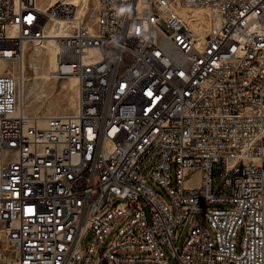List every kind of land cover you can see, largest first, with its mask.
<instances>
[{
  "label": "built area",
  "instance_id": "1",
  "mask_svg": "<svg viewBox=\"0 0 264 264\" xmlns=\"http://www.w3.org/2000/svg\"><path fill=\"white\" fill-rule=\"evenodd\" d=\"M77 8L0 0V264H264V0ZM60 21L76 106L30 116L2 63Z\"/></svg>",
  "mask_w": 264,
  "mask_h": 264
},
{
  "label": "bare ground",
  "instance_id": "2",
  "mask_svg": "<svg viewBox=\"0 0 264 264\" xmlns=\"http://www.w3.org/2000/svg\"><path fill=\"white\" fill-rule=\"evenodd\" d=\"M60 1H66L68 3L76 5L78 7L77 11L79 16L86 17L88 14H91L90 0H51L49 2V5H54ZM38 7L42 8L41 6ZM198 13H200L199 17H202L206 25L208 26L209 20H207L205 12H198ZM184 14L185 12H183V15ZM93 25L88 21V27L91 30L94 29ZM65 26H67V23H64L62 21L56 22L54 27L52 26L53 28L51 27V29L49 30L50 34L45 37L46 39H44L43 42H37L33 44L35 47V51L34 53L28 55L29 64L26 63V60H28L26 59L27 57L26 49L28 47L26 48V46H24L23 63L21 66H19L18 76L20 77V99H21V103L23 104V109L27 114L29 108L37 107L38 109L35 110L33 115L35 117L46 118V117L58 116V114L53 113L51 108V104L54 103H48L50 97H48V93L46 91L47 89L51 90L52 87L54 86V84L50 82L53 78L52 72L54 71L55 68V61L57 55V47L54 41V37L57 36L56 33L63 34L64 33L63 29ZM55 27L56 29L58 28L57 29L58 31L55 29ZM43 53L46 55V58L41 57ZM29 68L34 69L35 71V77L30 88L26 85V81H27L26 72ZM2 70L4 72H9L10 70L11 74L16 76V72H17L16 68L9 69L8 63L5 62L2 63ZM77 86H78V79L76 77H70L69 84L67 86L66 95H67V101L69 102V106H71L73 109H75L76 101H77L74 95L77 94ZM42 107H47L46 112L44 111L45 114L42 113L43 115H41L40 112V109ZM35 135H42V128H35ZM31 149H38V141H31Z\"/></svg>",
  "mask_w": 264,
  "mask_h": 264
},
{
  "label": "rangeland",
  "instance_id": "3",
  "mask_svg": "<svg viewBox=\"0 0 264 264\" xmlns=\"http://www.w3.org/2000/svg\"><path fill=\"white\" fill-rule=\"evenodd\" d=\"M50 1L51 0H38V6H41L42 8H46L47 6H49V2ZM90 7H91V14H88L86 16V18H87V20L92 25L93 24L95 25V17H96L95 15H96V8H97V0H90ZM55 24L56 23H54V25ZM54 25L51 24L50 25V29H51L52 26L54 27ZM55 29H56V27H55ZM25 46H26V48L28 47L26 49V52H27L26 53V56H27L26 59H28V60H26V63L29 64V56L28 55L34 53L35 47H34L33 44H26ZM41 57L42 58H46V55L43 53L41 55ZM13 65H14L13 63H10V67H13ZM14 68H16V70H17L16 76H15V77H17L18 76V69H19V67L16 65ZM26 77H27L26 85L30 88L31 87V84L33 83L34 77H35V71H34V69H30L29 68L27 70V72H26ZM50 82L53 83L54 86L52 87L51 90L50 89H47L46 92L48 93V97H50L48 103H54V104H51V108H52L53 113L54 114H58V115L72 114V112H74V109L71 106H69V102L67 101V95H66L67 86L69 84V78L61 79V80H53L52 79ZM64 86H65V88H64ZM74 95H75V97L77 99V96H76L77 94H74ZM46 108L47 107H42L40 109L41 115L45 114ZM71 108L73 109V111H72ZM37 109H38L37 107H31V108H29L28 109V115L33 116L35 110H37ZM29 111H31V112H29ZM214 175H215V181H216V183L222 184V182H223V177H222L223 171H222V169L219 168V167H216L215 170H214ZM188 232H189V226L187 224L186 225H182V226L179 227V229H178V238L174 242V246L178 249V251H181L182 250ZM240 241H241V236L239 237V243H240ZM168 254L170 256V259L172 261V264H175L176 261H177L176 258L171 254L170 251H168Z\"/></svg>",
  "mask_w": 264,
  "mask_h": 264
}]
</instances>
